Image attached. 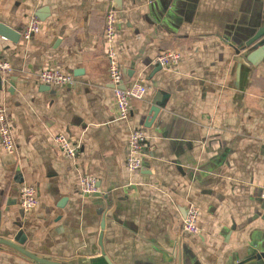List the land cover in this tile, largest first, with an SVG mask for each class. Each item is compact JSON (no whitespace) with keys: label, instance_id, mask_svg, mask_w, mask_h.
Returning <instances> with one entry per match:
<instances>
[{"label":"crops","instance_id":"obj_1","mask_svg":"<svg viewBox=\"0 0 264 264\" xmlns=\"http://www.w3.org/2000/svg\"><path fill=\"white\" fill-rule=\"evenodd\" d=\"M117 8L116 49L124 78H143L149 94L119 120L109 81L105 14ZM0 76L17 149L0 144V237L70 264H264V44L245 47L260 22V0H0ZM179 49L177 68L153 63ZM52 67L75 77L46 85ZM157 109L155 113L153 109ZM147 134L143 167L129 172L133 127ZM81 143L75 162L53 142ZM100 191L83 196L81 174ZM37 189L24 212L20 185ZM200 209L198 234L182 230L186 209ZM0 264H34L0 244Z\"/></svg>","mask_w":264,"mask_h":264},{"label":"built area","instance_id":"obj_2","mask_svg":"<svg viewBox=\"0 0 264 264\" xmlns=\"http://www.w3.org/2000/svg\"><path fill=\"white\" fill-rule=\"evenodd\" d=\"M120 17L114 3H111L105 14L104 37L107 44V58L109 60V81L115 94V110L119 120L128 119L131 113L132 102L144 99L150 91L149 85L143 78L136 79L129 86L125 81L122 65L117 57L116 39ZM42 30V22L37 14H33L29 21L20 31L24 41L30 40L34 35ZM183 54L179 49H170L161 52L154 59L153 63L162 68H177L181 65ZM12 64L0 57V76L4 82L8 81L13 73ZM39 80L46 85H72L75 77L61 71L60 69L46 67L38 74ZM53 142L63 154V156L75 162L81 149V143L75 141L63 132L54 134ZM147 142V134L142 127L132 128L127 141L126 167L129 172L139 171L143 167L144 147ZM0 144L9 153L17 149L11 120L7 108L0 104ZM79 191L83 196H91L100 191L98 178L90 174H81L79 180ZM261 196L264 199V186ZM20 207L24 212H31L39 205V197L35 186L23 182L20 185ZM200 209L195 204H190L186 209V214L182 223V230L190 234H198Z\"/></svg>","mask_w":264,"mask_h":264},{"label":"water","instance_id":"obj_3","mask_svg":"<svg viewBox=\"0 0 264 264\" xmlns=\"http://www.w3.org/2000/svg\"><path fill=\"white\" fill-rule=\"evenodd\" d=\"M262 2V14L260 22L255 24L253 27L251 36L248 40L244 43L245 47H251L254 45H260L264 44V0H260ZM0 33L4 35H9L12 38H18L20 36V32H17V30L9 28L8 26L1 24L0 25ZM256 45V46H257ZM160 67V66H158ZM125 81L128 83L129 86H131L134 83V80H131L129 76H126ZM154 112H157V109H153ZM25 242L24 238H15V240H10L9 238L0 237V244H4L6 246H9L11 249L16 250L26 257H28L34 264H70L63 261L58 260H51L42 256H39L26 248L22 246V244Z\"/></svg>","mask_w":264,"mask_h":264}]
</instances>
